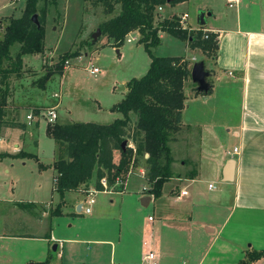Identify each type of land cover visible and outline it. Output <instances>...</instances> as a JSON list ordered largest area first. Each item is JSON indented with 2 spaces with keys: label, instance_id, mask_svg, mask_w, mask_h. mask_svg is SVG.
<instances>
[{
  "label": "crops",
  "instance_id": "crops-1",
  "mask_svg": "<svg viewBox=\"0 0 264 264\" xmlns=\"http://www.w3.org/2000/svg\"><path fill=\"white\" fill-rule=\"evenodd\" d=\"M189 2L162 7V10H157L158 16L164 18L162 13L165 10L169 11L166 19L187 14ZM226 2L231 8L228 0ZM233 8L237 9L236 22L226 28L210 24L206 19V16L217 19L210 4L198 6L199 12L206 13L205 31L217 33L219 40V50L216 57L211 58L208 70L212 92L198 96L195 86H187L191 79L187 81L181 125L168 142L172 157L171 178L162 186L160 196L155 198L148 193L151 185L146 179V154L141 156L142 159L135 154L125 180L103 191L118 192L117 195L122 196L118 222L124 220L125 229L121 223L118 224L113 242L111 238L95 241L96 248L87 258L90 264H137L150 250L157 256V264H207L209 253L219 239H239L237 234L249 222L257 229L256 233L253 231L243 241L237 242L240 246L238 252L243 257L249 241L250 247L264 250V0H241ZM189 26L194 30L201 28L199 24L192 26L190 22ZM164 35L159 33V38L162 40ZM131 38L136 40L137 37L134 34ZM192 52L195 54L184 58L198 61L195 57L197 51ZM25 64L23 59V67ZM120 90L125 96L126 87ZM220 92L223 99L226 96V101H231L230 98L235 100L238 111L233 121L208 115L215 110L212 108L214 104L220 102ZM2 129L14 131L11 136L15 139L24 133L26 127ZM229 137L235 142L233 151L227 149ZM11 143L7 135L0 134V152L17 154L22 146L18 142ZM127 144L135 149L131 141ZM235 148L238 153L234 152ZM174 153H177L176 157ZM119 158V152L115 151L113 162L117 164ZM232 160L235 164L231 179L227 181V166ZM55 177L56 171L52 192H55ZM130 177L141 180L142 184L138 186L131 182ZM78 197L86 200L82 191L66 193L64 204L55 215L62 214V207L70 204L78 215H83L77 211L83 204ZM73 198L75 201L71 200ZM52 210L54 206L51 203L0 201V240H39L46 241L49 246L55 243L56 251L46 252L48 256L54 253L51 261L60 255V264H76L74 257H70L71 252L68 259L64 258L67 251L62 243H56L58 240L34 234L41 223L50 234L49 218L51 214L55 216ZM254 221L258 223L252 224ZM105 247L110 248L109 253ZM262 263L264 259L254 264Z\"/></svg>",
  "mask_w": 264,
  "mask_h": 264
},
{
  "label": "rangeland",
  "instance_id": "rangeland-1",
  "mask_svg": "<svg viewBox=\"0 0 264 264\" xmlns=\"http://www.w3.org/2000/svg\"><path fill=\"white\" fill-rule=\"evenodd\" d=\"M189 1L187 15L188 23L190 22L192 26L198 25L200 13L198 6L205 3L210 4L217 14V19H210L206 16L210 24H219L229 28L236 22L237 9L227 7L226 0ZM24 2L25 0H0V41L9 20L21 16ZM183 9L186 8H181V10ZM162 15L164 18L157 16L155 22L166 19L169 11L165 10ZM105 18L107 17L103 15L102 7L96 3V0H58L56 7L48 8L43 40L44 52L24 57L25 67L8 80L9 90L4 108L5 120L9 123L25 124L26 129L15 139H12L11 135L14 131L11 129L0 131L3 136L7 135L10 143L18 142L22 146L19 152L35 154L39 161L32 158L10 157L0 160V201L51 203L54 206L52 211L58 207L59 196L52 192L55 175L52 164L56 159V144L46 134L48 123L42 116L47 109L56 106L57 119L54 123L59 125L70 123L110 124L114 120L122 118L120 113L111 110L124 98V91L120 90V87L126 86L128 81L133 78L142 77L148 69L150 58L143 45L138 42L137 32L127 36L124 43L117 48L113 47L111 41L101 34L96 38L97 41L93 42L92 35ZM134 34L137 37L136 40L128 43L126 40L134 37ZM183 43L165 33L161 43L151 48V53L154 56L191 57L194 55L195 52L185 48ZM17 49V45L11 47L12 56ZM67 51H78L80 56L68 61L69 65L67 66L69 67L67 68L69 70L65 67L62 77L54 75L44 86H41L40 79L45 75L47 69ZM196 51L197 62L203 61L206 69L209 70L212 59L201 51ZM190 63L192 62L190 61ZM92 67L97 68L99 73H90L88 68ZM66 69L68 71L65 73ZM187 86L197 88V85L191 82ZM55 94L56 97H54ZM225 99L227 100L226 96ZM225 99L220 92V102L214 104L212 108L215 110H212L208 115L218 119L227 117L233 121L237 118V105L234 98H230L231 101ZM28 115H32L33 119L27 120ZM131 116L132 120H135L134 114ZM37 142L38 147L36 146ZM234 144V139L229 137L227 149L233 151ZM176 156L177 153H174V157ZM140 158L142 159L141 156ZM38 163L47 168L40 170ZM120 180L122 177L119 178ZM129 180L138 186L142 184L141 180H135L133 177H130ZM119 189L121 188L119 187ZM117 194L118 192L96 193L90 214L78 215L72 204L64 205L61 209L62 214L57 216L51 214L49 218L50 234L46 233V228L42 223L34 231V234L46 235L50 237V240L55 239L58 240L56 243H62L67 251L64 258L68 259V253L71 252L70 257H74L73 260L76 264H90L87 258L92 252L91 250L96 248L94 242L107 240V238H111L113 242L120 223L125 229V221L118 222L122 196ZM71 200L75 201V198ZM78 201L86 204L85 197H78ZM255 223L258 222L254 221L252 224ZM242 230L239 235L237 234L239 239L226 241L224 237L220 238L210 251L206 263L237 264L245 259L246 251L242 257L238 252L240 246L237 242L243 241L253 231L256 233L257 229L249 222L242 226ZM247 244L245 250H256L249 246L250 241ZM54 245L55 243L49 246L46 241L40 242L39 240H0V264L42 263L48 258L46 252L48 254V250L50 252ZM105 248L109 253L110 248ZM44 250L46 251L44 252ZM43 253H45L44 257H42ZM59 257L60 255L58 258L55 257L49 264H60Z\"/></svg>",
  "mask_w": 264,
  "mask_h": 264
},
{
  "label": "trees",
  "instance_id": "trees-1",
  "mask_svg": "<svg viewBox=\"0 0 264 264\" xmlns=\"http://www.w3.org/2000/svg\"><path fill=\"white\" fill-rule=\"evenodd\" d=\"M187 1L96 0L107 17L97 26L101 36H106L117 48L130 33L137 32L138 42L143 45L150 63L142 77L128 81L124 98L111 109L120 113L122 118L110 124H47L46 134L56 144V159L52 168L56 171L54 190L60 201L54 215L59 214L68 192H85L90 186L97 192H103L102 178L106 179L108 188L114 186L120 177L124 181L135 154L142 157L147 155L146 179L151 185L148 193L155 198L161 195L162 186L171 178L172 157L168 142L181 125V112L186 100L184 91L190 80L191 63L184 57L154 56L151 48L161 43L159 33H166L184 42L189 50H199L210 58H215L219 50L217 33L205 31L204 27L198 30L182 29L177 16L155 22L158 7H173ZM57 4L58 0H25L21 16L10 19L4 29L0 41V131L8 126L25 128L23 124L5 120L8 80L22 71L24 57L44 52L46 15L48 8ZM34 14L38 16L39 28L30 20ZM14 45L18 49L12 56L11 47ZM79 56L78 51H67L60 55L40 79V85L44 86L54 75L62 77L65 63ZM195 91L198 96H207L212 88L208 94L200 93L197 88ZM131 114L136 117L134 122ZM129 141L134 143L135 149L128 144L122 148V143ZM115 151L120 154L117 164L113 162ZM8 157L39 161L35 154L23 151L15 155L0 154V160ZM38 166L40 170L47 168L39 163ZM51 255L39 264H49ZM245 256L237 264H254L264 259V250H246Z\"/></svg>",
  "mask_w": 264,
  "mask_h": 264
},
{
  "label": "built area",
  "instance_id": "built-area-1",
  "mask_svg": "<svg viewBox=\"0 0 264 264\" xmlns=\"http://www.w3.org/2000/svg\"><path fill=\"white\" fill-rule=\"evenodd\" d=\"M241 0H228L229 4H230V7L233 8L237 5H239ZM158 11L162 10V7H158L157 9ZM178 19H179V24L181 26L182 29H187V30H194L192 29L190 26H189V23H188V15L186 13L178 16ZM210 32V31H209ZM207 37V36H206ZM133 40H135L134 38H131V39H127L126 41L128 43L132 42ZM191 64L190 65H194L197 61L195 58H192L191 59ZM66 65V68L69 67L67 65H69V62H66L65 63ZM88 70H90V73H94V74H97L99 73V70L95 67H92V68H88ZM57 95L55 94L54 97H56ZM56 106L54 107H51L49 109H47L44 113H43V117L44 119L46 120V122L48 124H53L55 122V120L57 119V114H56ZM27 120H32L33 117L32 115H28L26 117ZM132 148V147H131ZM234 152L235 153H238V149L235 148L234 149ZM122 181V180H120ZM119 179L116 180V183H120ZM100 183L101 185L104 187V189H108V185H107V181L105 178H102L100 180ZM210 187H213L212 185ZM86 194V204H81L80 206V213L81 214H90L91 213V207L92 205L94 204V196L95 194L97 193V191H95L94 189H88L84 192ZM151 219V218H150ZM111 264H116L114 262H112ZM137 264H157V256L155 254L154 251L150 250V251H147L142 257H141V260L139 263Z\"/></svg>",
  "mask_w": 264,
  "mask_h": 264
},
{
  "label": "water",
  "instance_id": "water-1",
  "mask_svg": "<svg viewBox=\"0 0 264 264\" xmlns=\"http://www.w3.org/2000/svg\"><path fill=\"white\" fill-rule=\"evenodd\" d=\"M170 1L171 0H167L168 3ZM208 15H211V13H209ZM205 16H206L205 12L199 13L198 24L201 27H204L206 24ZM30 20L37 28L40 27V23H39L37 14L32 15ZM99 35H100V31L97 29L96 32L92 35V40L95 41ZM210 75H211V73L206 69V65L203 61L196 62L194 65L191 66L190 79H191L192 83L197 85V90L200 93L208 94L210 92V90L212 88L211 84L208 82ZM120 88H123V86H121ZM126 144H127V142L122 143L123 149L125 148ZM234 164L235 163L232 160L229 162V164L227 166V175H228L227 181H230V179H231L232 169H233ZM79 210H80V207L77 208V211H79ZM55 251H56V245H54L52 247V252H55Z\"/></svg>",
  "mask_w": 264,
  "mask_h": 264
}]
</instances>
